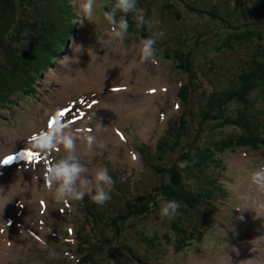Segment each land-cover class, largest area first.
Here are the masks:
<instances>
[{
    "label": "rangeland",
    "instance_id": "obj_1",
    "mask_svg": "<svg viewBox=\"0 0 264 264\" xmlns=\"http://www.w3.org/2000/svg\"><path fill=\"white\" fill-rule=\"evenodd\" d=\"M99 2L102 5L97 11L99 21L93 24L87 20H84L83 23L79 22L78 0H71L73 12L76 13L78 18L73 21L74 28L53 67L45 70L37 79L39 80V86L35 95L31 98H19L16 105L7 106L5 109L0 110V159L6 153L17 149L20 144L26 141V137L29 138L32 134H36L39 127L45 123L48 117L47 113L54 112L57 107L64 105L62 103L71 101L78 95L93 90L107 94L102 95L94 92L97 94L96 99L104 100L94 102V105L99 106H92L93 102L85 100L87 107L91 105L89 108L92 109L87 111L83 119L88 120L90 111L98 112V116L92 115V120L87 123L88 126L75 129L79 131L81 137H75L74 131L71 130L72 124L60 135L74 136L72 154L79 163L85 164L90 172L98 167H107L113 180H121L122 189L118 191L113 189L112 195H110L111 199L102 206L111 211L116 205L121 209L126 208L125 203L118 202V196H123L125 202L127 199L133 201L135 195L146 193V191H150V189L159 185L161 181L168 180V172H158L152 164L165 167L172 162L179 163L185 160L182 154L186 149L197 153L195 147L203 148L206 141L211 142L223 137L235 138L238 136L240 130L233 125L227 124L215 127L216 120H205L199 126L197 122L200 121L201 106L207 94L213 88L214 90H226L235 81L236 72L240 69L242 62L252 58L257 52L254 43L239 44L234 41L232 33L237 28L243 29L245 24L250 28H257L263 37L261 39L255 37L254 42L258 41L264 47V0L139 1V7L144 10L146 20H152V25L149 27L145 24L143 30H141L142 32L145 31L149 36H154L156 31H163L165 34L161 39L164 41L163 48L171 49V51L178 48L179 53L191 51L190 59L194 53L196 54L192 69L193 71L196 70L198 79L190 78L189 96L182 108L178 105L175 92L180 82L189 80V75L185 73H182V75L179 72L180 68L176 66V70L174 68L171 70L167 60H159L163 64L158 63L157 66L153 67V72L150 71L151 62L143 64L150 74L159 71L162 79H160V82L165 84V90L161 92L165 93V96L155 101L158 106V114L160 112L165 113V120L164 115H161L163 117L157 124L159 128L155 126L158 114L157 108L154 106V100L156 95L161 93H152V97L145 103V109L140 113H136L138 112L139 101L145 95L135 85H132L133 89L127 93H111L104 87V84L122 83V79L125 77L124 73L107 79V69L102 75L99 85L81 92H79L81 90L80 86L76 87L69 84L64 77L66 67H71V65L69 63L67 66H63L60 61L64 57L76 56L81 49L82 51L79 53L90 50L108 53L119 46L118 50H114L112 58L122 59V63L125 65L133 59L139 61L140 40L137 37L127 35L124 40L111 38L110 46L103 43L104 40L110 38V33L108 32L109 25L103 21L102 13L105 10H110L111 5L108 0H99ZM212 6L218 9L216 12L220 14V18L225 23L230 24L229 26L223 24L220 18L216 22L208 13H201V10L205 11L206 9L212 11L210 9ZM119 16L118 12L117 18ZM131 19L129 24L132 30H135L133 34L136 35V31L140 27H137L133 17ZM229 35L232 36L231 42L225 43ZM159 52L162 53V50L160 49ZM173 54L175 55L176 52L173 51L170 55ZM209 62H213L212 69L209 67ZM147 67H149V70H147ZM200 72H204L206 77H199ZM138 73L139 69L132 70V82H135L134 79ZM104 80L107 81L104 83ZM167 80L172 84L171 86L168 85ZM90 97L93 96L90 95ZM60 102L62 103L60 104ZM122 104V107H117ZM244 106L247 107L248 112L256 114L252 121H257V123L264 121V84L248 93L247 103L245 104H241L235 98L226 101L223 105L222 116H236L237 109ZM183 111L188 113V118L192 115L194 121L189 119L187 129L179 138L178 145L175 148H170L175 138H168V131H164L167 120L169 118L170 123H176L178 116ZM125 116L128 117L125 118ZM81 122L79 121V123ZM98 124L101 127L97 131ZM89 126L96 128H91L93 131L89 133L87 131L90 128ZM118 126L121 127L120 131L111 130L113 127L118 129ZM122 127L125 136L119 141L116 134L121 137ZM85 135H95L97 138L96 143L87 145ZM160 139H165L167 142L163 152H160L159 149L156 150L157 141ZM140 144H146L148 146L147 150L146 147H142ZM28 147L30 146L28 145ZM128 148L136 154L127 151ZM251 148L245 150L247 152L245 157L241 155L244 148H238L234 145L224 151L214 152V159L208 163L202 173L197 174V177L194 174L186 176L189 188L194 191L199 189L200 191L209 187L211 196H213L211 199H206L211 204L209 206L214 207L211 208L209 213H214L216 218L214 216L210 217L212 219L210 228H206L205 233L203 230L202 238L192 240V242H199L198 244H194L192 249H187V251L180 254L172 251L173 243H176L178 234L169 232L170 220L176 218L179 212L171 219L162 217L160 209L166 201H158L156 212L146 215L145 218L131 217L125 221L123 232L125 240L122 243L129 244L134 253H129L124 244L119 243L117 253L120 254L121 262L124 260L125 264H195L194 261L197 262L198 257L212 260L218 254L227 256L235 251L234 249H240L247 253L248 264H264V248L259 246L264 236V191L259 190L250 181L252 173L264 166V147L260 151H254ZM147 151L154 154L149 156ZM64 155L67 154L61 149L59 152L47 154V157L55 160ZM142 155L144 156L142 157ZM158 156H161V158H157ZM133 157L136 158L133 159ZM45 164H39V169H43ZM22 167L29 169L28 166L23 164ZM0 168L2 167L0 166ZM2 169L3 171L0 172L2 173L0 175V190H2L0 195H3L4 198L8 196L11 201L9 202V208L5 205V210L0 213L2 246L8 249L7 252L0 250V254L3 256L0 257V264H78L79 254L75 252V242H77L78 236L76 235L75 239V233L71 231V227L83 225L82 234L93 231L89 230L88 226L83 223L86 216L83 209L86 203L70 201L71 206L69 207L68 204L57 203L49 192L44 190L32 192L29 189L30 184L33 187L37 185L44 187V179L39 176L40 170H25L23 173L18 174L12 168L3 167ZM31 172L36 176H33ZM28 176L34 183L28 180ZM206 180L211 183L205 182ZM212 191L215 194L212 195ZM92 194H94V191ZM45 197L47 202L45 211L47 208L48 210L44 214H42V210H39L38 213L39 205L37 201ZM224 200H232V203ZM220 201L223 202L221 203L224 208L222 213H218V210L222 209L218 204ZM238 204L248 209L245 211V215L241 214V210L235 211ZM205 205L208 207L207 203ZM20 209L22 210L21 215L16 216L15 213H19L18 210ZM248 213L249 215L256 213L254 223L249 225L247 231L244 229L236 231L234 225L237 221H241V217L246 219ZM220 219L225 223H229L228 230L222 228ZM247 220H250V217H247ZM41 221L45 222L47 229ZM10 225L25 231L26 236L11 243L8 240L9 234L6 230H9ZM242 226H244L243 223ZM165 232H168V237H170L168 242L163 237ZM109 233L111 234L112 230ZM38 234L43 240L38 238ZM149 238L155 240L150 243V247L146 240ZM234 238L235 240H233ZM255 241L256 245H254ZM60 247L63 251L60 250ZM103 256L104 254L100 255L102 258ZM189 258L193 259V263H187ZM107 260L112 259L109 257ZM113 264L115 263L113 262Z\"/></svg>",
    "mask_w": 264,
    "mask_h": 264
},
{
    "label": "trees",
    "instance_id": "obj_2",
    "mask_svg": "<svg viewBox=\"0 0 264 264\" xmlns=\"http://www.w3.org/2000/svg\"><path fill=\"white\" fill-rule=\"evenodd\" d=\"M210 9L212 11L201 10V13H208L215 19L214 21L218 22L217 20L220 18V14L216 12L218 9L214 6ZM76 18L78 17L73 12L71 0H0V109L17 103L21 97L35 95L39 86L37 79L45 70L53 66L57 55L74 28L73 21ZM220 21L225 23L222 19ZM225 24L230 25L228 22ZM244 26L243 29L237 28L232 33L234 41L239 44L254 43L257 52L252 58L242 62L240 69L236 72L235 81L226 90L216 89L207 95L201 106L200 121L197 122L199 126L205 120H216L215 127L233 125L240 130L238 136L235 138L223 137L211 142L206 141L203 148L195 147L197 153L186 149L182 154V157L185 158L184 161L190 162V166L186 169H180L177 162H172L165 167L152 164L156 171L168 172V180L161 181L159 185L150 191H146V193L135 195L133 201L127 199L124 204L126 208L117 207L116 214L105 216V209H100L97 204L90 200L87 205V213L94 224L100 225V230L97 234L94 233L96 238L93 241L81 237L78 249H85L81 252L80 264H109L104 259L98 261L95 258L99 253V251L94 250L95 247L102 251L107 250L110 256L118 257L115 250L116 245L112 244L111 239L118 234V242L125 240L123 232L127 219L131 217L145 218L146 215L156 212L158 201L161 202L157 198L158 195H163V201L175 200L180 204L179 214L170 220L169 232L178 234L175 247L187 251L186 247L192 248L194 244L199 243L192 242V240L202 238L203 230L205 233V229L210 227L209 208L206 207L205 203L209 206V200L206 198L211 199L213 196H211L209 187L200 191L189 188L186 176L194 174L197 177V174L202 173L208 163L214 159V152L224 151L232 145L235 147H252L251 149L261 148L264 145V121L260 123L252 121L256 114L248 112L246 106L237 109L236 116H222L223 105L226 101L235 98L241 104H245L248 93L264 84V47L258 41L254 42L255 37L261 39L263 35L257 28H250L247 24ZM131 30L130 26L129 31ZM143 34L147 35L146 32ZM231 39L232 36L229 35L225 43L231 42ZM163 44V41L158 40L157 47L159 50ZM173 51L176 52L175 55L173 54V67H179L182 73L189 75V80L183 83L178 90V96L184 104L189 96L190 78L198 79L196 70L193 71L192 69L196 54L194 53L190 59L191 51L179 53L178 48L172 51L171 49L162 50L161 54L168 57ZM209 63V67L212 69L213 62ZM198 76L206 77V74L200 72ZM190 113L192 112L190 111ZM189 119L193 120L192 115L188 118V113L183 111L178 116L176 123H169L168 138H175L170 148H175L178 145L179 138L187 129ZM165 145H167L165 139L158 140L156 150L165 151ZM148 154L150 156L154 153L148 152ZM157 158L160 159L161 156ZM192 161L195 163H191ZM205 182L211 183L207 180ZM114 186L116 188L118 184ZM213 194L215 193L212 191ZM84 199L87 200L88 198L85 196ZM83 228L80 226V232ZM109 229H112L114 236L111 237L108 234ZM163 237L167 242L169 241L168 232H165ZM153 240L151 239L150 243ZM83 243L88 244V246H82ZM121 244L128 248L129 253H134L129 244ZM87 248L89 249L87 250ZM115 260L117 264H125L120 263L119 257Z\"/></svg>",
    "mask_w": 264,
    "mask_h": 264
},
{
    "label": "clouds",
    "instance_id": "obj_3",
    "mask_svg": "<svg viewBox=\"0 0 264 264\" xmlns=\"http://www.w3.org/2000/svg\"><path fill=\"white\" fill-rule=\"evenodd\" d=\"M101 6L99 0H78L79 22L83 23L84 20H87L90 23L96 24L99 21L97 11ZM118 12L121 14L119 18H117ZM129 14H134L133 19L136 21L137 27H143L145 24L149 25V27L152 25L151 19L146 20L144 10L139 7L138 0H114L111 9L105 10L102 13L103 21L109 25L108 32L110 33V38L103 41L106 46H110L111 38L125 39L130 27ZM164 35L163 31H156L154 36L145 37L140 41L138 49L140 63H156V56L159 52L157 47L158 39L161 40ZM59 54L55 61L58 59ZM60 62L63 66H67L69 63H77L78 59L75 56L64 57ZM8 106L11 107L10 105ZM91 120L92 117L89 116L85 123ZM52 121L51 126L48 125L46 129H42L33 135L31 145L37 153L47 155L63 149V152L67 154L48 163L44 177L45 189L53 196L57 203L82 202L86 195H90L93 203L103 206L111 199L110 192L114 184V180L109 174V169L107 167H98L90 172L85 164L79 163L72 154L74 136L68 134L60 135L61 132L69 128L70 123L63 122L57 118ZM100 127L101 125L98 124L97 131ZM73 131L76 138L81 137L78 130ZM87 131L91 133L93 129L88 128ZM84 138L87 145L95 144L97 139L95 135H85ZM135 158L133 157V159ZM191 163L194 164L195 161ZM189 166V161H180L178 164L180 169H186ZM250 181L259 190L264 191V167H260L252 173ZM93 191L94 194H92ZM157 198L161 201L164 200L163 195H158ZM10 201L11 198L4 199V203L0 204V213L3 212L4 206ZM179 208L180 204L177 201H166L161 206L160 214L162 217L171 219L177 215Z\"/></svg>",
    "mask_w": 264,
    "mask_h": 264
},
{
    "label": "bare ground",
    "instance_id": "obj_4",
    "mask_svg": "<svg viewBox=\"0 0 264 264\" xmlns=\"http://www.w3.org/2000/svg\"><path fill=\"white\" fill-rule=\"evenodd\" d=\"M119 46L113 48L110 52H98L95 50H90L88 52H83V53H77L75 57H77L78 62L77 63H70L71 67H66L64 71V77L67 79V82L69 84H73L74 86L81 87V92L82 90L89 89L91 87H95L100 84L101 82V77L104 74V72L108 69L107 72V79L111 76H119V74L124 73L125 77L122 79V83L114 82V83H109V84H104V87H106V90L108 92L111 91V93L114 92H125L127 93L131 89H133L132 85H135L141 93L145 95V97L139 101L138 105V112L140 113L145 109V103L152 97V93H161L165 90V84H162L160 82L161 79V73L157 71L154 74H150L146 71L145 67L143 66L142 63H140L138 60L133 59L131 62L127 63L126 65L122 63V59L120 58H112L114 56V50H118ZM114 65H116L114 67ZM139 69L138 75L135 77V82L131 81V72L133 69ZM162 80V79H161ZM107 80H104L103 82L105 83ZM79 89V88H78ZM152 90H155L154 92ZM162 94V93H161ZM122 105H119L117 107H122ZM114 110V109H113ZM128 116H125L127 118ZM163 116L159 117L158 123L160 122V119ZM123 120V119H122ZM157 124L155 126H157ZM157 128H159L157 126ZM118 129L120 127L118 126ZM111 130H116L115 127ZM25 147V146H24ZM25 148L30 147L26 146ZM16 151V150H15ZM13 152V151H11ZM10 153V152H8ZM6 153V154H8ZM3 157V156H2ZM1 157V158H2ZM22 162H17L13 163L10 166L6 168H12L15 173H23L25 170L20 168V164ZM2 175V173H0ZM28 180L34 183L28 176ZM10 181V180H9ZM32 188V189H31ZM29 189L32 190V192H41V191H46L48 192L45 187H40V185H37L36 187L30 184ZM5 191V190H4ZM9 198L8 196L0 195V204L4 203V199ZM7 208H9V203L6 204ZM20 208V207H19ZM5 210V206L4 209ZM20 211V210H18ZM9 238L8 240L11 241V243L15 240H21L22 237L26 236V232L23 231L22 229L15 228L14 226L10 225L9 230L6 229ZM19 238V239H18ZM253 243V242H252ZM254 245H256V241L254 242ZM260 247L264 248V236L261 239V242L259 243ZM262 248V249H263ZM0 250H3V252H7L8 249L6 247L4 248L2 246V239L0 235ZM232 253L228 254L227 256H224L222 254H218L214 259H209L205 257H196L198 261H194L195 264H248V255L246 252H243L240 249H234ZM255 251V249H253ZM238 253V254H237ZM240 255L241 258H240ZM0 257H3L0 254ZM231 259V260H230ZM193 259L189 258L187 263H193ZM229 262V263H226ZM264 263V260H263Z\"/></svg>",
    "mask_w": 264,
    "mask_h": 264
},
{
    "label": "snow or ice",
    "instance_id": "obj_5",
    "mask_svg": "<svg viewBox=\"0 0 264 264\" xmlns=\"http://www.w3.org/2000/svg\"><path fill=\"white\" fill-rule=\"evenodd\" d=\"M153 92L155 90H152ZM89 107H91V105H89ZM71 108H67V109H63L61 110L58 114H57V119H61V118H64L65 116H67L70 112H71ZM82 117V113L80 114L79 117H75L73 119H70L68 120V123L70 124H73L75 123V120ZM52 120L49 121V126H51L52 124ZM121 139H123V136H121ZM20 155H23L26 157V159L29 161V162H37L39 160V154L38 153H35L31 150H27L25 152H22L20 153ZM16 157L14 156H7L6 158H4L2 161H0V164H9L12 162L13 159H15Z\"/></svg>",
    "mask_w": 264,
    "mask_h": 264
}]
</instances>
